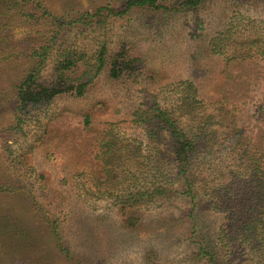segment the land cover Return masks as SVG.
<instances>
[{
  "label": "trees",
  "instance_id": "16d2710c",
  "mask_svg": "<svg viewBox=\"0 0 264 264\" xmlns=\"http://www.w3.org/2000/svg\"><path fill=\"white\" fill-rule=\"evenodd\" d=\"M203 1L0 0V106L8 104L12 114L10 124L0 128L23 131L28 121H36L32 117L36 111L62 96L85 98L100 77L136 91L152 76L148 52L125 37L110 43L103 37L107 24L133 12H195ZM234 1L264 6V0ZM85 30L94 34L91 47L79 41L78 35ZM232 35L228 26L211 37V53L224 57L227 64L250 62L254 64L250 68L258 70L259 61L264 63V37L255 31L238 48ZM9 64H22L24 69L9 78L5 73ZM232 88L226 83L222 90ZM169 91L173 95L154 96L143 110L140 104L134 108L133 133L124 135L115 123H107L94 152L99 169L88 188L82 174H77L73 188L89 189L92 197L104 198L130 230L138 227L142 207L183 198L191 204L186 216L193 224L201 209L219 219L211 225V247L200 245L193 260L264 264V103L256 108L261 123L255 124L253 132L239 122L238 110L227 94L209 103L198 97L187 78L176 81ZM91 123V114L85 113L83 128L91 130ZM2 149L0 198H6L14 195L17 186L3 176L2 169L10 166L17 173L23 155L6 142ZM34 216L45 224L46 234L64 259L73 264H101L78 253L74 257L58 223L39 210ZM16 227L0 202V245L20 235L25 244L18 250L23 251L32 233L23 236L26 229L15 231ZM149 257L150 253L144 255L146 264H153ZM6 259L0 254V264ZM7 264L49 263L35 253L19 252Z\"/></svg>",
  "mask_w": 264,
  "mask_h": 264
},
{
  "label": "rangeland",
  "instance_id": "374dc122",
  "mask_svg": "<svg viewBox=\"0 0 264 264\" xmlns=\"http://www.w3.org/2000/svg\"><path fill=\"white\" fill-rule=\"evenodd\" d=\"M228 26H232V39L238 48L240 41L255 31L264 37V6L204 0L195 12H133L114 19L107 24L103 37L110 43L125 37L148 52L149 80L131 92L100 77L85 98L62 96L36 111L32 116L36 121H28L23 131L0 128V152L6 142L23 155L17 173L10 166L2 169L3 176L14 180L17 189L0 202L17 223L15 231L26 229L23 236L29 234L27 231L32 233L23 251L18 250L25 244L20 235L16 241L2 240L0 254L8 258L4 264L19 252L35 253L49 264H73L56 250L45 224L34 216L37 210L58 223L74 257L78 253L101 264H146L144 255L150 253L153 264H209L193 258L200 245L211 247V225L219 222L211 211L199 210L193 224L186 216L191 204L183 198L166 205L144 206L138 212V227L130 230L121 224L116 208H108L104 198L92 197L89 189L75 190L73 180L81 173L89 187L99 169L94 157L96 143L108 122L115 123L116 130L124 135L133 133L134 108L140 104L145 109L154 96L162 99L173 95L169 91L172 85L186 78L198 97L209 103L220 94L229 95L239 122L255 132V124L261 123L256 108L264 103V63L259 61L258 70H254L250 62L227 64L224 57L211 53L209 39ZM83 33L77 34L79 41L91 47L94 34L89 30ZM23 69L22 64H9L5 73L13 78ZM226 83L233 86L229 92L222 90ZM85 113L92 116L89 131L83 128ZM11 121L8 104L1 105L0 127Z\"/></svg>",
  "mask_w": 264,
  "mask_h": 264
}]
</instances>
